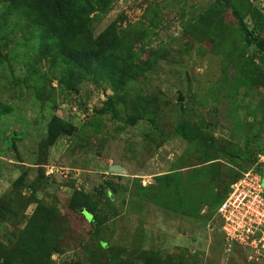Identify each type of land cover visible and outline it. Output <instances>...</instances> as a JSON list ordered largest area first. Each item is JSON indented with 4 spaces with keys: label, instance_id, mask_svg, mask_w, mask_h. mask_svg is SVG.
<instances>
[{
    "label": "rangeland",
    "instance_id": "1",
    "mask_svg": "<svg viewBox=\"0 0 264 264\" xmlns=\"http://www.w3.org/2000/svg\"><path fill=\"white\" fill-rule=\"evenodd\" d=\"M262 151L264 0H0V264H264Z\"/></svg>",
    "mask_w": 264,
    "mask_h": 264
},
{
    "label": "built area",
    "instance_id": "2",
    "mask_svg": "<svg viewBox=\"0 0 264 264\" xmlns=\"http://www.w3.org/2000/svg\"><path fill=\"white\" fill-rule=\"evenodd\" d=\"M216 214L226 240L264 248V151L230 183Z\"/></svg>",
    "mask_w": 264,
    "mask_h": 264
},
{
    "label": "trees",
    "instance_id": "3",
    "mask_svg": "<svg viewBox=\"0 0 264 264\" xmlns=\"http://www.w3.org/2000/svg\"><path fill=\"white\" fill-rule=\"evenodd\" d=\"M233 156V157H232ZM231 156V159L234 161V162H237L240 164V168H241V171L248 168L254 161L255 157L254 158H249L247 155H240V154H235V155H232ZM240 174V173H239ZM238 174V175H239ZM229 187L227 188V190L225 191L223 197L225 196L226 192L228 191ZM222 200V199H221ZM220 200V201H221ZM219 201V203H220ZM218 203V204H219ZM217 204V205H218ZM217 207V206H216ZM216 207H215V210H216Z\"/></svg>",
    "mask_w": 264,
    "mask_h": 264
},
{
    "label": "water",
    "instance_id": "4",
    "mask_svg": "<svg viewBox=\"0 0 264 264\" xmlns=\"http://www.w3.org/2000/svg\"><path fill=\"white\" fill-rule=\"evenodd\" d=\"M111 170H114V171H120V167H117V166H110L109 167Z\"/></svg>",
    "mask_w": 264,
    "mask_h": 264
}]
</instances>
